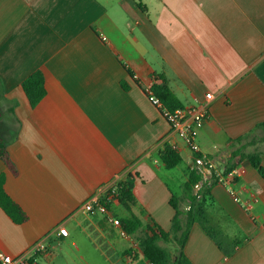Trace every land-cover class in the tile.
<instances>
[{
    "label": "crops",
    "instance_id": "crops-1",
    "mask_svg": "<svg viewBox=\"0 0 264 264\" xmlns=\"http://www.w3.org/2000/svg\"><path fill=\"white\" fill-rule=\"evenodd\" d=\"M37 71L46 96L32 107L23 82ZM160 75L183 107L211 94L197 141L236 174L204 192L186 256L264 264V177L250 162L261 154L264 168V0H0V138L17 171L0 159V175L28 216L16 224L0 207L6 254L46 240L33 264H151L140 238L171 231L173 197L188 211L194 161L148 96ZM171 144L182 157L172 169L160 156ZM130 177L131 210L115 198L108 213L84 209ZM133 216L135 235L114 222Z\"/></svg>",
    "mask_w": 264,
    "mask_h": 264
},
{
    "label": "trees",
    "instance_id": "trees-1",
    "mask_svg": "<svg viewBox=\"0 0 264 264\" xmlns=\"http://www.w3.org/2000/svg\"><path fill=\"white\" fill-rule=\"evenodd\" d=\"M23 89L31 103L32 107H36L46 96L45 79L41 71H37L29 76L23 82ZM153 94L161 101L164 108L169 111H175L183 108L178 97L171 90L165 76L160 75L154 78V84L151 87ZM264 130V123L258 126ZM164 164L172 169L178 166L182 157L178 150L167 145L160 153ZM0 159L8 166V168L17 174V171L11 161L8 152V142L0 138ZM261 154H254L250 157L252 166L257 169L264 177V168L261 165ZM200 176L197 172L192 171L189 182L186 184V195L190 202V210L185 211L178 205L179 201L176 197L171 200V205L175 210L172 229L170 232H165L160 227H149V233L144 234L140 238V250L144 257L151 264H193L186 256L184 249L188 241L189 233L192 225L197 221V216H203V207L201 201H198L194 196V186L200 181ZM6 175H0V207L16 224H24L28 221V216L24 210L8 195L5 190ZM116 190L115 199H117L126 209L131 210L136 204L134 197V181L130 177L127 180L120 182L114 186ZM209 188H206L207 191ZM204 191V192H205ZM112 191L109 192V195ZM205 197V196H204ZM203 202V200H202ZM107 207H110L107 204ZM120 225L126 234L135 235L143 227V222L140 218L133 216L131 219L120 221ZM161 242L175 243L177 250L172 253L163 248ZM132 260H137L138 254L134 250H129L126 253ZM29 264H33L32 261Z\"/></svg>",
    "mask_w": 264,
    "mask_h": 264
},
{
    "label": "built area",
    "instance_id": "built-area-1",
    "mask_svg": "<svg viewBox=\"0 0 264 264\" xmlns=\"http://www.w3.org/2000/svg\"><path fill=\"white\" fill-rule=\"evenodd\" d=\"M147 93L152 103L161 110L172 130L194 154L193 171L197 172L201 178L194 186V196L196 199L201 201L204 198L205 189L212 187L216 183L223 185L229 184L235 178L236 174L234 172L227 173L220 171L217 165L205 155L197 141L198 131L209 116L208 101L211 99V94L206 95L207 102L201 106L183 107L175 111H169L164 108L161 101L153 94L151 88ZM170 146L178 150L176 144H171ZM111 191L112 194L108 196L107 201L103 202L98 196L90 198L85 203L84 209L87 211L98 209L101 213H108L107 204L117 194L115 188ZM188 210H190V207H188ZM114 222L120 225L119 221ZM57 234L61 237H68L69 231L66 227L61 226ZM47 250L46 240L37 242L25 254L19 257H11L0 248V264H29L32 258L47 252Z\"/></svg>",
    "mask_w": 264,
    "mask_h": 264
},
{
    "label": "rangeland",
    "instance_id": "rangeland-1",
    "mask_svg": "<svg viewBox=\"0 0 264 264\" xmlns=\"http://www.w3.org/2000/svg\"><path fill=\"white\" fill-rule=\"evenodd\" d=\"M160 245L163 247V248H165V249H167V250H169L170 252H172V253H174L176 250H177V246H176V244L175 243H165V242H161L160 243Z\"/></svg>",
    "mask_w": 264,
    "mask_h": 264
}]
</instances>
